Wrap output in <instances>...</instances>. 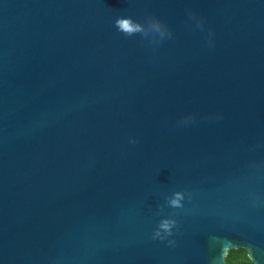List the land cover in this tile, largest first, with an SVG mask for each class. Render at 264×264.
I'll use <instances>...</instances> for the list:
<instances>
[{
	"label": "water",
	"instance_id": "95a60500",
	"mask_svg": "<svg viewBox=\"0 0 264 264\" xmlns=\"http://www.w3.org/2000/svg\"><path fill=\"white\" fill-rule=\"evenodd\" d=\"M231 249L264 264V0H0V264Z\"/></svg>",
	"mask_w": 264,
	"mask_h": 264
},
{
	"label": "clouds",
	"instance_id": "9594fccd",
	"mask_svg": "<svg viewBox=\"0 0 264 264\" xmlns=\"http://www.w3.org/2000/svg\"><path fill=\"white\" fill-rule=\"evenodd\" d=\"M127 24L128 21L118 19L116 28L118 31L122 32L126 36H132L137 33H144L149 28L153 31L159 32L160 36H163L165 34L166 29L162 25L161 21L157 18H150L147 27L145 26H136L135 29H129L128 27H124L123 25ZM192 114H187L183 119L185 121L191 120ZM129 143H135L134 140H129ZM185 199V194L183 192H174L170 197L166 199V204L169 208L172 209H180L182 208L183 201ZM176 227V220L173 218H164L161 219L153 233V239H159V240H166L168 237H170L173 234V229ZM168 243L174 244V241L169 240ZM221 264H228L224 256L220 257ZM246 264H254V261L252 260L251 256L247 259Z\"/></svg>",
	"mask_w": 264,
	"mask_h": 264
},
{
	"label": "trees",
	"instance_id": "16d2710c",
	"mask_svg": "<svg viewBox=\"0 0 264 264\" xmlns=\"http://www.w3.org/2000/svg\"><path fill=\"white\" fill-rule=\"evenodd\" d=\"M248 251L245 249H231L225 257L228 264H246Z\"/></svg>",
	"mask_w": 264,
	"mask_h": 264
},
{
	"label": "snow or ice",
	"instance_id": "6c2138e0",
	"mask_svg": "<svg viewBox=\"0 0 264 264\" xmlns=\"http://www.w3.org/2000/svg\"><path fill=\"white\" fill-rule=\"evenodd\" d=\"M124 27H128V25L127 24H125V25H123Z\"/></svg>",
	"mask_w": 264,
	"mask_h": 264
}]
</instances>
